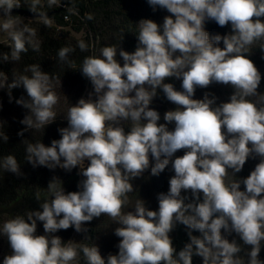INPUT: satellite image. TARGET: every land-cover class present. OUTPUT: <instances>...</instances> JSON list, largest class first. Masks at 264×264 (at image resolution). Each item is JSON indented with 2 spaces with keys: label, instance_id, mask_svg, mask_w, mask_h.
<instances>
[{
  "label": "clouds",
  "instance_id": "9594fccd",
  "mask_svg": "<svg viewBox=\"0 0 264 264\" xmlns=\"http://www.w3.org/2000/svg\"><path fill=\"white\" fill-rule=\"evenodd\" d=\"M147 2L153 11L158 6L171 15L162 25L141 20L133 53L107 46L100 57H86L80 71L94 91L68 109V127L58 129L61 139L47 147L41 141H25L26 160L33 168L71 172L78 167L83 179L79 191L66 193L62 181L53 177L46 189L51 198L40 204L42 211L4 222L0 235L7 238L11 254L3 264H70L79 251L87 264H193L194 256L202 257L203 264H264L258 258L264 242V94L257 91L261 74L247 58L251 46L264 39V0ZM19 7V0H0L5 17L0 28L12 41L10 53L0 57L5 62L19 60L27 45L39 50L34 30L11 14ZM30 11L35 13V6ZM38 18L51 23L45 13ZM207 21L220 27L230 23L231 32L210 38ZM78 46L81 51L88 47L83 41ZM260 49L264 51V44ZM72 51L61 48L59 60L71 63ZM25 72L31 76H14L11 82L0 73V89L7 88L10 99L12 89L23 87L27 93V98L15 101L28 110L20 121L26 127L19 136L53 123L59 101L52 78L40 65ZM167 78L181 80L182 91L165 83ZM212 84L233 88L229 102L217 105L218 98L210 92L202 99L193 98L197 88ZM158 89L176 105L164 113L163 124L158 123L160 113L150 108ZM129 120L132 127L126 132L121 122ZM0 139L6 143L9 138L0 132ZM179 150L184 155L173 159ZM249 158L260 161L250 175L226 183L229 170L235 177ZM170 164L174 175L168 192L157 196L158 211L138 199L134 210L123 213L127 194L134 191L131 181L149 169L158 176ZM0 168L23 175L11 154L0 160ZM182 191H190L191 198ZM102 214L119 225L114 235L121 238L118 254H109L106 260L95 245L64 242L55 235L70 227L86 233L84 225ZM37 222H42L44 235L36 234ZM177 224L186 226L189 238L179 252L170 238ZM233 233L242 244L229 241Z\"/></svg>",
  "mask_w": 264,
  "mask_h": 264
},
{
  "label": "trees",
  "instance_id": "16d2710c",
  "mask_svg": "<svg viewBox=\"0 0 264 264\" xmlns=\"http://www.w3.org/2000/svg\"><path fill=\"white\" fill-rule=\"evenodd\" d=\"M19 4L20 7L14 8L15 12L12 15L13 17H22L23 24L34 30V43L39 45V50H33L32 45H27V51L20 53L19 60L13 61L10 58L5 62L0 58V73L6 74L11 82L14 76H31V73L25 72V69L31 65H40L41 70L52 78L53 90L59 96V101L54 106L56 119L53 123L43 129L24 131V135L19 136L18 132L23 131L26 127L20 121L28 114V110L15 101L22 96L27 98V93L23 87L12 89L10 99L8 89H0V132L5 133L9 138L6 143L0 139V160L10 154L15 156L23 173L22 176L17 177L0 168V210H4L7 220L13 219L17 215H26L28 211H42L40 204L51 198L46 189L53 177L62 181L66 193L79 191L78 184L83 177L78 175L80 171L78 167L72 169L71 172L59 167L55 170L42 166L33 168L26 160V142L41 141L47 147L51 146V141L61 139L58 129L68 127V122L65 119L68 109L75 106L81 98L87 99L88 94L94 91L91 82L80 71L84 59L89 56L100 57V50L107 46H121L123 50L133 53L138 43L137 24L143 19H150L158 25H162L164 17L171 15L166 9H161L158 6L153 11L147 0H55V3L52 0H19ZM33 6L36 9L35 13L30 11ZM39 13H45L51 19V23L45 24L42 19L38 18ZM261 19L264 20V18ZM205 30L209 33L210 38L217 34L223 36L231 32V24L220 27L215 21H207ZM81 41L88 46L87 50L81 51L78 46ZM262 44H264V39L255 42L251 46L250 55L247 56L261 74V83L257 89L260 94H264V51L260 49ZM11 46L10 37L6 42H0V57L5 53H10ZM219 46L223 48V43L221 42ZM64 47L73 49L69 54L71 63L61 62L58 58L59 50ZM117 60L123 66V60L118 54ZM164 82L172 83L176 90L182 91L181 80L167 78ZM233 91L231 86L212 84L208 88H197L193 98L202 99L205 92H210L218 98V105L222 102H229ZM150 108L160 113L161 119L158 123L163 124L165 123L164 113L175 110L176 105L169 102L162 90L158 89V95L153 99ZM121 125L127 132L132 127V122L130 120L122 121ZM168 128L173 130L174 123L169 124ZM183 155L184 150H179L173 159ZM259 162V158H249L242 171L236 173L235 177L229 170L226 183L235 179L247 178ZM88 163L87 161L85 167ZM173 175L174 171L170 164L158 176L151 175L149 169L141 177L132 180L134 191L127 194L129 202L122 208V212L127 213L134 210L138 199L143 200L145 207L149 210L158 211L157 196L160 193L168 192L169 180ZM240 190H245L243 184ZM37 192L40 193L39 201L36 200ZM182 195L191 198L190 191L187 193L182 191ZM202 196L201 193V199ZM118 226L111 217L102 214L101 217L94 218L84 225L88 229L86 233H77L74 227H70L67 230L58 231L55 235L64 242L71 240L89 247L95 245L99 248L101 257L106 260L109 254H118L117 245L121 238L115 236L114 231L109 229V227L116 228ZM187 232L186 226L177 224L175 230L170 233L177 252L189 242ZM36 234L44 235L42 222H37ZM193 235L200 236V233L194 231ZM228 239L229 241L236 239L238 243L242 244L235 233ZM1 244L10 255L11 248L6 237L2 236ZM247 250H250V246ZM241 255L243 256V253ZM258 258L264 261V242H262ZM70 264H87L83 252L79 251L77 258ZM193 264H203V258L194 256Z\"/></svg>",
  "mask_w": 264,
  "mask_h": 264
},
{
  "label": "rangeland",
  "instance_id": "374dc122",
  "mask_svg": "<svg viewBox=\"0 0 264 264\" xmlns=\"http://www.w3.org/2000/svg\"><path fill=\"white\" fill-rule=\"evenodd\" d=\"M22 18V17H21ZM5 19V17H3L2 15L0 16V24H2L3 20ZM22 20L24 21V19L22 18ZM10 31V29H9ZM9 37L8 31L3 30L2 28H0V42H6L7 39ZM87 161H85V165H86ZM7 221V218L4 215V210H0V228H2L4 222ZM109 229L112 231L115 230V227H112ZM107 233H109L110 231H106ZM114 240V239H113ZM2 235H0V264H3V259L5 256H7V252L6 250L3 248L2 244Z\"/></svg>",
  "mask_w": 264,
  "mask_h": 264
},
{
  "label": "water",
  "instance_id": "95a60500",
  "mask_svg": "<svg viewBox=\"0 0 264 264\" xmlns=\"http://www.w3.org/2000/svg\"><path fill=\"white\" fill-rule=\"evenodd\" d=\"M14 12H15V11L12 10L11 14H13ZM2 14H3L2 11H0V15H2Z\"/></svg>",
  "mask_w": 264,
  "mask_h": 264
}]
</instances>
